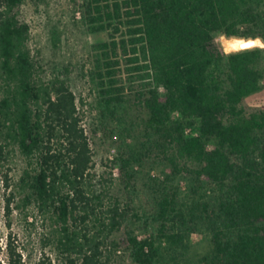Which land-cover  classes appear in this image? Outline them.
<instances>
[{"label":"trees","instance_id":"trees-1","mask_svg":"<svg viewBox=\"0 0 264 264\" xmlns=\"http://www.w3.org/2000/svg\"><path fill=\"white\" fill-rule=\"evenodd\" d=\"M22 1L0 0V137L25 160L24 205L50 219V238L68 264H107L120 250L133 264H179L190 231L173 222L174 195H163L144 219V228L151 226L144 237L127 226L125 208L104 203L109 193L92 181L76 97L65 80L36 72L29 25L17 13ZM84 6L91 22L117 20L131 36L100 45L105 108L123 102V85H115L124 62L139 82L135 102L147 115L149 149L173 176L186 173L222 190L214 205L201 203L211 249L185 264H264V112L243 106L264 78L263 49L229 55L214 39L220 33L264 42V0H85ZM133 158L119 160L128 184ZM5 249L7 264H23L10 241Z\"/></svg>","mask_w":264,"mask_h":264},{"label":"rangeland","instance_id":"rangeland-1","mask_svg":"<svg viewBox=\"0 0 264 264\" xmlns=\"http://www.w3.org/2000/svg\"><path fill=\"white\" fill-rule=\"evenodd\" d=\"M85 0H23L17 9L18 17L29 25L27 47L43 80L59 77L73 91L82 126L88 137L92 154L91 174L96 189L106 187L104 203L117 202L127 210V223L139 237L148 235L144 219L157 210V202L165 194L174 195L173 222L184 231H190L187 253L178 260L196 259L211 249L208 221L204 219L203 201L215 204L222 190L210 182L196 181L182 173L173 176L170 168L147 142L143 120L146 113L135 102L139 82L126 74L124 62L115 86L123 85V102L114 109L105 108L98 68L103 66L100 45L112 39H129L128 26L113 22H91L85 15ZM103 24L102 27L98 25ZM115 27H119L115 30ZM234 38L215 34L216 44L224 51ZM256 39V38H237ZM252 47L263 49L261 67L264 66V42ZM163 93L162 88L159 89ZM1 96V92H0ZM247 112H264V78L260 89L243 101ZM3 147L0 157V260L7 264L5 245L9 241L21 255L23 264H68L58 254L51 240V222L33 204L23 203V156L13 146ZM210 141L208 147H213ZM6 150L9 152L6 153ZM134 155L129 167L134 174L128 184L122 171L120 158ZM139 218V220H138ZM196 219V220H194ZM150 221V220H149ZM124 229L113 233L118 238ZM166 258L171 260L169 255ZM107 264H133L125 251L111 254Z\"/></svg>","mask_w":264,"mask_h":264},{"label":"clouds","instance_id":"clouds-1","mask_svg":"<svg viewBox=\"0 0 264 264\" xmlns=\"http://www.w3.org/2000/svg\"><path fill=\"white\" fill-rule=\"evenodd\" d=\"M242 45H246V44H244L242 42H239V41H234L230 47L229 46H225L224 52L226 54L230 55V54H232L233 51L246 49V47H243Z\"/></svg>","mask_w":264,"mask_h":264},{"label":"bare ground","instance_id":"bare-ground-1","mask_svg":"<svg viewBox=\"0 0 264 264\" xmlns=\"http://www.w3.org/2000/svg\"><path fill=\"white\" fill-rule=\"evenodd\" d=\"M234 41H239V42H242V43H244V44H249V45H260L261 44V42H260V40L259 39H248V40H243V39H235L234 38V40L233 41H231V42H229V45L231 46L232 45V43L234 42Z\"/></svg>","mask_w":264,"mask_h":264},{"label":"water","instance_id":"water-1","mask_svg":"<svg viewBox=\"0 0 264 264\" xmlns=\"http://www.w3.org/2000/svg\"><path fill=\"white\" fill-rule=\"evenodd\" d=\"M247 45H249V44H247ZM252 47V45H249L248 47H246V48H251Z\"/></svg>","mask_w":264,"mask_h":264},{"label":"snow or ice","instance_id":"snow-or-ice-1","mask_svg":"<svg viewBox=\"0 0 264 264\" xmlns=\"http://www.w3.org/2000/svg\"><path fill=\"white\" fill-rule=\"evenodd\" d=\"M243 47H248L249 45H242Z\"/></svg>","mask_w":264,"mask_h":264}]
</instances>
